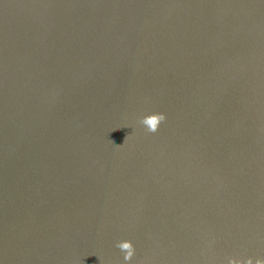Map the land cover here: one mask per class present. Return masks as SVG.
I'll return each mask as SVG.
<instances>
[{
    "label": "water",
    "instance_id": "1",
    "mask_svg": "<svg viewBox=\"0 0 264 264\" xmlns=\"http://www.w3.org/2000/svg\"><path fill=\"white\" fill-rule=\"evenodd\" d=\"M121 240L264 258V0H0V264Z\"/></svg>",
    "mask_w": 264,
    "mask_h": 264
},
{
    "label": "clouds",
    "instance_id": "2",
    "mask_svg": "<svg viewBox=\"0 0 264 264\" xmlns=\"http://www.w3.org/2000/svg\"><path fill=\"white\" fill-rule=\"evenodd\" d=\"M166 119L167 117L163 113H152L144 116L139 123L144 126L148 133L155 134L159 131L160 126ZM115 246L123 253L124 264H132L136 255V248L133 242L131 240H121L117 242ZM222 264H264V258L257 257L253 259L251 257L241 258L238 256H227L224 258Z\"/></svg>",
    "mask_w": 264,
    "mask_h": 264
}]
</instances>
